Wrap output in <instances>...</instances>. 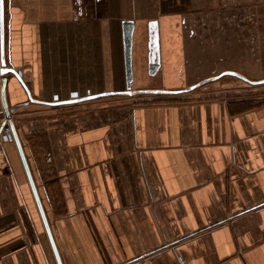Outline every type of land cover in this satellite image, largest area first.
<instances>
[{
  "label": "crops",
  "instance_id": "obj_1",
  "mask_svg": "<svg viewBox=\"0 0 264 264\" xmlns=\"http://www.w3.org/2000/svg\"><path fill=\"white\" fill-rule=\"evenodd\" d=\"M163 9L148 21L120 0L0 3V121L12 112L32 176L8 139L0 264H264V95L225 86L264 87V57L252 80L217 39L185 36L180 1Z\"/></svg>",
  "mask_w": 264,
  "mask_h": 264
},
{
  "label": "rangeland",
  "instance_id": "obj_2",
  "mask_svg": "<svg viewBox=\"0 0 264 264\" xmlns=\"http://www.w3.org/2000/svg\"><path fill=\"white\" fill-rule=\"evenodd\" d=\"M178 1L184 7L182 26L186 37L206 35L217 39L219 46H226L225 50L228 48L233 50L235 58H244L243 61H248V71L252 80L260 79L257 72L261 64L259 60L261 56L264 57V0ZM170 2L172 0H120L122 7L128 11L122 15L124 18L137 20L148 16V21L158 20L162 14L170 12L163 9V5L168 6ZM173 3L175 4V0ZM225 81L229 83L225 86L240 85L239 87L247 90L248 96L254 100L264 95V87L252 88L230 79ZM5 120L2 117L0 129ZM4 145L5 141L2 140L0 149Z\"/></svg>",
  "mask_w": 264,
  "mask_h": 264
},
{
  "label": "water",
  "instance_id": "obj_3",
  "mask_svg": "<svg viewBox=\"0 0 264 264\" xmlns=\"http://www.w3.org/2000/svg\"><path fill=\"white\" fill-rule=\"evenodd\" d=\"M134 31H135V26L134 23L131 21H127L124 23V46H125V66H126V73H127V79H128V85L129 88H131V84L133 82V59H132V49H133V37H134ZM150 40H151V44H150V75L151 76H156L161 68V60H160V51H159V47H158V42H159V35L157 34V32H154L153 30H151L150 32ZM6 73H12L15 76H17V73L13 70L7 71ZM227 75H232L235 77H239L244 81H248L247 79L235 74V73H228ZM18 77V76H17ZM220 77H218L217 79H219ZM258 84V83H256ZM4 94V93H3ZM123 94H129V95H135L132 91H128L125 93H120V95ZM169 94V93H166ZM170 94H177L174 92H171ZM4 97V96H3ZM5 105V104H4ZM6 107V106H5ZM12 112H8L6 111V118L7 120L10 121V126L12 128V134L9 135V139H15L19 152L22 155V159L24 161V165L26 168V171L28 172V175L30 177V180L32 178L31 176V172L29 170V166L27 163V160L25 158V154H24V150L23 147L21 146L18 134L16 129L13 127L12 123H11V117ZM42 208V206L40 207ZM57 257H58V262L61 264L59 255L57 253Z\"/></svg>",
  "mask_w": 264,
  "mask_h": 264
},
{
  "label": "built area",
  "instance_id": "obj_4",
  "mask_svg": "<svg viewBox=\"0 0 264 264\" xmlns=\"http://www.w3.org/2000/svg\"><path fill=\"white\" fill-rule=\"evenodd\" d=\"M10 134H12V128L10 126V121L6 119L0 129V143L2 140L6 142Z\"/></svg>",
  "mask_w": 264,
  "mask_h": 264
},
{
  "label": "flooded vegetation",
  "instance_id": "obj_5",
  "mask_svg": "<svg viewBox=\"0 0 264 264\" xmlns=\"http://www.w3.org/2000/svg\"><path fill=\"white\" fill-rule=\"evenodd\" d=\"M154 32H156V30L154 28H152Z\"/></svg>",
  "mask_w": 264,
  "mask_h": 264
},
{
  "label": "snow or ice",
  "instance_id": "obj_6",
  "mask_svg": "<svg viewBox=\"0 0 264 264\" xmlns=\"http://www.w3.org/2000/svg\"><path fill=\"white\" fill-rule=\"evenodd\" d=\"M0 3H2V0H0Z\"/></svg>",
  "mask_w": 264,
  "mask_h": 264
}]
</instances>
